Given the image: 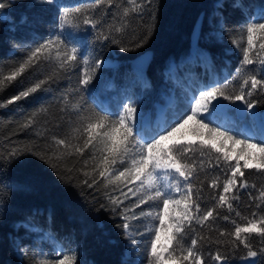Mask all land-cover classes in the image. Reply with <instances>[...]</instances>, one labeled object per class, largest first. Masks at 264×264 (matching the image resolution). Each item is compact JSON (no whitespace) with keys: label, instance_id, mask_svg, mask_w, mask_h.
<instances>
[{"label":"trees","instance_id":"trees-1","mask_svg":"<svg viewBox=\"0 0 264 264\" xmlns=\"http://www.w3.org/2000/svg\"><path fill=\"white\" fill-rule=\"evenodd\" d=\"M0 2L5 4L0 9V79L18 67L30 50L48 39L59 38L67 45L77 47L81 56V60L68 70L59 69L54 60L41 59L26 69L17 81L6 82V87L0 88V264H39L27 256L18 258L14 252L12 239L21 237L24 231L21 225H15L21 222L52 235L64 253L77 256V264H121L127 244L137 241V238L128 236L121 227L126 222L124 215L128 216L130 211H126L129 209L126 201L116 195L112 185L105 187L102 180L92 187L83 183L85 179L91 182V178L83 173H91L94 166L91 157L95 150L90 147L83 156L75 153L64 155L58 167H52L40 156L44 153L49 157L53 155L56 139L82 144L83 139L73 130L80 126L85 112L95 110L111 116L118 114L114 104L108 102L104 105L98 100L95 89L99 79L108 81L111 92L129 90L134 86L130 81L136 74L130 61L147 50L152 52V58L143 75L147 80L146 86L151 88L145 93L146 101L151 105L144 106L143 112L150 114L153 104L159 100L157 90L164 84L163 72L168 62H179L192 49L190 34L200 13L204 15L201 36L207 31L206 19L213 10L212 17L221 20V42L205 44L199 40L195 47L206 50L213 58L212 62L206 63L203 73L218 70L221 66L226 67L228 74L239 69L241 57L233 40H238L237 35L243 33L253 7L263 5L264 0H239L245 5L243 10L233 7L237 0H151V3L143 0L145 7L141 11L130 12L126 18L121 16V10L115 5L108 8L100 4L97 7L98 0ZM122 2L117 0V3ZM221 4L223 7L218 6ZM76 7L86 10V14L96 22V27L79 22V27L61 26V11ZM122 25V32L112 30ZM113 38L119 40V45L112 43ZM139 43L142 46L137 47ZM122 48L130 50L122 51ZM226 49L232 53L226 54ZM216 54L220 60L214 58ZM85 58L93 62L96 59L114 62L112 67L97 69L87 88L79 83ZM221 58H227L228 64H224ZM253 66L257 71L252 74L264 79V66L257 63L247 66V70ZM41 79H47V83L39 91L13 104L6 103ZM241 82H238V90ZM140 88L144 90L146 87L142 85ZM249 99L257 102L256 108L260 111L264 108V89H258ZM76 105L81 111L75 110ZM29 121H32L30 126L23 127ZM260 140L257 139L258 142ZM199 145H191L192 150L188 154L195 170L187 183L192 184L193 199L200 205V215L215 208V218H210L203 225L193 220L185 241L190 243L191 238H206L197 245L206 264L217 263L211 259L217 251L227 256L225 264H247L244 262L248 258L247 250L243 244L236 241L234 245L230 243L235 241L234 236L220 237L219 232L229 233L234 231L235 224L245 225L247 220L244 218L264 216V198L260 197L264 191V174L255 169L245 170L243 179L248 186L241 187L238 181L233 192L227 194L230 198L236 197L230 199L234 210L219 207L218 195L222 192L227 169L222 160L218 166V153L207 148L201 150ZM18 150L23 151L9 159L10 154ZM85 160L88 161L87 167ZM214 179L219 181L217 188L211 187ZM109 196L122 201L115 210ZM127 223H131L129 219ZM244 236L258 252L253 264H264V254L259 252L264 248V237L255 233H245ZM218 240L224 242L217 243ZM146 251L139 249V264H149Z\"/></svg>","mask_w":264,"mask_h":264},{"label":"snow or ice","instance_id":"snow-or-ice-1","mask_svg":"<svg viewBox=\"0 0 264 264\" xmlns=\"http://www.w3.org/2000/svg\"><path fill=\"white\" fill-rule=\"evenodd\" d=\"M147 2L151 3V0H147ZM100 4H104L108 8L115 5L117 9L121 10V16L124 18L128 17L130 12H138L145 7L143 0H123L122 4L117 3V0H98L97 7ZM218 6L223 7L222 4ZM4 7L5 4L0 2V9ZM233 7L243 10L245 5L237 0ZM59 18L61 26L79 27V23H83L96 27V22L86 14V10L79 7L65 8L61 11ZM112 30L119 33L124 28L122 25L121 27H113ZM245 35L247 47H243L241 43ZM257 37L260 38V42L258 50L254 52L257 47ZM103 38L107 40L108 36ZM146 38L144 39L146 40ZM112 43L119 45L120 42L113 38ZM233 43L242 47L243 66L247 67L257 63L264 66V6L260 7L256 19L244 25L240 40H233ZM140 46L142 43L137 44V47ZM121 50L128 51L130 49L122 48ZM41 59L54 60L59 69L68 70L78 60H81V56L77 47L69 46L59 38L48 39L30 50L26 59L19 63L18 67L0 79V88L6 87V82L17 81V78L21 77L26 69L38 64ZM103 62L100 59H96L94 62L86 58L82 60L85 67L79 83L83 87L87 88L92 83L96 70L101 67ZM46 83L47 79L38 80L34 85L8 99L6 103L10 105L15 101L27 98L39 91ZM258 89H264V79L257 78L253 74L245 75L239 90L232 93L227 91L226 86L224 88L212 86L197 89L186 97L184 107L177 109L172 118L163 117L153 130V134L147 138L141 135L143 129L138 130L136 127L137 108L134 104L124 105L122 111L115 116L91 110L81 116L80 126L73 130L79 133V138L83 139L82 144H72L67 139H56V150L53 151V155L49 157L47 153H44L40 158L50 163L52 167H58L64 155L75 153L83 156L85 150L91 147L95 150L91 157L94 166L91 173L87 171L83 173L86 177L91 178V182L89 179L83 181L85 185L92 187L102 180L105 187L113 185V190H117L121 185L126 187L128 184H132L133 187L128 188V191L133 196L138 197L136 207L149 202H156L158 207L162 205L155 214L159 226L149 229V232L153 233L148 248L149 264H206L202 253L197 249L199 241L206 238L200 237L199 240L191 238L189 243L185 241V236L187 231L192 228L193 220L197 224L203 225L210 218L214 219L215 208L208 209L200 215V205L193 199L192 184L182 185L180 183L181 179L186 182L190 180L195 166L190 162L188 156L192 150L191 145L181 143L179 139L173 140V137L189 122L196 125L192 129L195 135L206 136V139L200 141V149L207 148L209 151L218 153L219 155L216 157L218 166L219 161L222 160L223 166L227 169L222 184V192L218 195V206H226L229 211H233L230 199L236 197L230 198L227 194L233 192L238 181L241 187L248 186L247 181L243 179L245 170L255 169L256 172L264 174V138L259 142L254 137L240 139L230 131H223L220 127H213L211 122H205L204 114H211V111L216 108V104L213 102L222 98L232 103L241 102L246 106L248 113L254 115L252 110L256 107L257 102L251 101L249 98ZM75 110L81 111L80 106L76 105ZM31 122L25 123L23 127H29ZM261 131L262 137H264V128ZM170 140L171 143H165ZM227 142H231L234 146H241L239 152H236L235 148L230 151L225 150ZM20 151L23 150L13 151L9 159L17 156ZM27 151H31V149H27ZM84 164L87 167L88 161L85 160ZM117 164L123 166L122 171L114 167ZM219 186L218 179L211 181V187L217 188ZM182 187L185 190L183 194H180ZM122 194L126 195V193ZM260 197L264 198V191H261ZM109 201L114 206L113 210L122 203L118 198L111 196H109ZM126 211H131V209ZM236 214L240 215L238 212ZM141 215L152 216L153 213L151 211L142 212ZM131 218L138 219L139 217L133 216ZM128 219L129 217L124 215L126 222L121 225L126 231L130 228V224L127 223ZM224 219L227 220L228 217L225 216ZM244 219L247 220L245 225L235 224L234 231L229 233L221 231L219 236H234L235 241H230V243L235 245V242L238 241L243 244L244 249L247 250L246 256L254 258L257 257L258 252L253 250L252 244L248 242L247 236L244 234L255 233L257 236L264 237V216L259 217V219ZM162 236L164 243L161 242ZM223 242L222 240L217 241V243ZM56 251L59 256L58 259L54 261L44 259L40 261V264H77L75 254H62V249ZM259 252L264 254V248H261ZM211 259L222 264L223 261L227 260V256L217 251Z\"/></svg>","mask_w":264,"mask_h":264},{"label":"rangeland","instance_id":"rangeland-1","mask_svg":"<svg viewBox=\"0 0 264 264\" xmlns=\"http://www.w3.org/2000/svg\"><path fill=\"white\" fill-rule=\"evenodd\" d=\"M261 6H264V4ZM261 6L259 5L253 7L249 22L258 17ZM214 13L215 10H213V13L207 17V31L202 36L200 35V40L205 44L221 42V20L218 19V17L214 19L212 17V14L214 15ZM241 36L242 33L237 35L238 40H240ZM259 42L260 38L257 37V47L254 49V52L258 50ZM241 43L243 47H247L246 35L244 36V39L241 41ZM224 52L226 54L232 53L229 49L224 50ZM236 52L241 57V67L237 70L233 69L231 74L227 73V75L225 72L227 69L224 66H221L218 70L208 69V72L203 73L206 63L209 64L213 61V58L204 49L197 50L193 48L192 52L190 51L189 54L179 62L170 61L167 68L163 72L164 84L157 90L160 102L158 100L153 104V110L150 112V114L143 112L144 106L151 105L146 101L145 98V93L150 92L151 88L145 84L147 83V80L143 75L144 73L142 74L141 72L135 71L136 76L134 75L133 79L130 81V85L134 86L130 87L129 90H123V92H111L112 88L108 81L100 78L99 85L96 87L95 92L98 100L101 103L107 105L108 102H111L114 104V107L117 109L118 113L122 111V107L124 105L129 103L134 104V106L137 108L136 127L138 130L142 128L143 131L141 132V135L147 138L153 134V130L159 124L155 120V115H157L158 111L165 108L164 117L167 116L168 118H172L177 109H182L184 107L186 97L190 96L197 89L212 86L224 88L226 86L229 93L238 91V82H240V80L242 81L245 75L256 72L257 69L253 66L251 70H247V67L242 65V47L236 46ZM214 58L220 60V56L217 54L214 56ZM222 60L224 64H228L227 58H223ZM103 61L104 62L101 67H112L114 65V62L110 59H105ZM220 74L223 77H221ZM142 85L146 87L144 90L140 88ZM217 101L220 102V104L217 105ZM217 101L213 102L216 104V108L211 111V114H204L206 117L205 122H211L213 127H220L223 131H230L233 135H236L240 139L254 137L257 141L258 138H263L261 134V125L263 126L264 124L260 118L255 119L253 114H249L247 112L246 118L238 121L233 110V106L236 102L232 103L225 101L222 98L218 99ZM219 107H221V109H219ZM255 109L259 112L256 107ZM216 112L222 113L225 118L223 116H218ZM223 112H225V114ZM234 119L238 122H234ZM195 127L196 125L193 122H189L188 125H185V127L181 129V131L177 133L175 137H173V140L179 139L181 143L186 145L200 143L202 139H206V136L201 137L195 135L192 131V129ZM181 137L182 139H180ZM171 142L172 141L170 140L165 143L168 144ZM240 147L241 146L232 145L231 142H227L225 150L230 151L232 148H235L236 152H239ZM241 164H243V161H241ZM114 167L118 170H123V166L119 164L115 165ZM181 181L183 180L181 179ZM186 184L187 182L183 181L182 185ZM112 187L114 188L113 185ZM132 187V184H128L126 187L121 185L119 189L113 190L115 191L116 195H119L126 201L128 208L131 209L128 215L131 222L130 228L127 231H124L128 236L131 237L132 235H135L137 238V241L127 244L126 249L121 256V264H139V260L141 258L139 249H146L148 254L150 241L153 237V233L149 232V229H154L159 226V221L155 219V214L162 207V205L158 207L156 202H149L147 204L140 205V207H136V204L138 203V197L133 196L132 193L128 191V188ZM184 190L185 189L182 187L180 194H183ZM122 193H126V195ZM174 195L176 194L174 193ZM149 211L153 213L152 216L141 215L142 212L147 213ZM133 216H137L139 218L132 219L131 217ZM18 225H21V228L24 230L21 237L12 239L13 249L18 258L27 256L32 261H35L39 264L40 261L44 259L54 261L59 258L56 250L62 249V247L52 235L25 222L17 223L15 227ZM161 242L164 243L163 236L161 238ZM62 254H66L64 253L63 249ZM217 264H221V262H217Z\"/></svg>","mask_w":264,"mask_h":264},{"label":"water","instance_id":"water-1","mask_svg":"<svg viewBox=\"0 0 264 264\" xmlns=\"http://www.w3.org/2000/svg\"><path fill=\"white\" fill-rule=\"evenodd\" d=\"M204 20V15L203 13H200L198 17L196 18L191 34H190V45L191 48H195L198 45V42L200 40V34H201V28ZM191 51V50H190ZM152 58V52L150 50H147L137 56H135L131 61H130V66L134 69L136 72H141L142 74L146 71V68L151 61ZM234 110V115L236 116V119L238 121L243 120L247 116V109L244 104L241 102H236L233 106ZM259 118L264 124V108L261 109L259 112ZM257 257H248L244 260L245 263L247 264H253L256 261Z\"/></svg>","mask_w":264,"mask_h":264},{"label":"bare ground","instance_id":"bare-ground-1","mask_svg":"<svg viewBox=\"0 0 264 264\" xmlns=\"http://www.w3.org/2000/svg\"><path fill=\"white\" fill-rule=\"evenodd\" d=\"M192 50L193 49H191V52H192ZM171 61V60H170ZM169 61V62H170ZM168 62V63H169ZM168 66V65H167ZM167 68V67H166ZM225 72H226V75H227V70H225ZM220 76H221V74H220ZM221 77H223V76H221ZM188 89V88H187ZM196 90V89H195ZM217 105L218 104H220V102H218L217 101V103H216ZM219 109H221V107H219ZM253 111V113H254V118L255 119H258L259 118V113H258V111L254 108V110H252ZM164 112H165V108H163V109H161L160 111H158V113H157V115H155V120H156V122H158V123H160V121H161V119L164 117ZM217 113V112H216ZM224 114H225V112H223ZM218 114V116H223V114H220V113H217ZM224 117V116H223ZM225 118V117H224ZM232 121V120H231ZM234 122H236V120L234 119ZM262 128H264V125L262 126L261 125V130H262ZM261 134H262V131H261ZM260 134V135H261ZM264 138V137H263ZM222 264H225V261H223L222 262Z\"/></svg>","mask_w":264,"mask_h":264}]
</instances>
